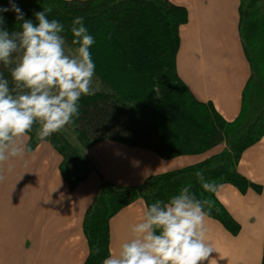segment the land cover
<instances>
[{"label":"trees","instance_id":"1","mask_svg":"<svg viewBox=\"0 0 264 264\" xmlns=\"http://www.w3.org/2000/svg\"><path fill=\"white\" fill-rule=\"evenodd\" d=\"M246 1L240 2L242 46L251 76L253 56H258L264 78V13L259 15V10L252 11L243 21ZM256 1L250 0L251 5L255 6ZM8 3L9 0H0V6ZM15 3L26 18H33L34 11L50 8L49 18L64 25L63 35L68 41L72 20L83 16L95 38L91 52L99 88H95L94 94L80 98L79 113L71 124L46 138L37 135L38 125L35 124L27 133L30 137L28 152L47 141L62 155L59 169L70 190H75L94 172L87 151L105 140L148 149L165 160L199 155L226 145L215 157L149 177L140 186H117L102 181L84 220V233L90 247L84 264H102L109 254L110 220L121 210L138 200L146 205L157 199L167 200L189 183L198 198L211 200L208 217L237 235L240 225L219 202L217 191L205 192L194 172L201 169L206 178L220 185H234L242 192L252 186L239 174L237 165L242 153L264 137L263 78L256 82L255 118L242 125L239 123L252 80L250 76L243 93L241 114L234 122H228L212 104L198 100L178 74L180 28L189 21L185 7L169 0H15ZM3 15L5 27L18 29L14 13L9 11ZM0 70L7 76V70ZM67 127L74 130L77 142L68 138Z\"/></svg>","mask_w":264,"mask_h":264},{"label":"crops","instance_id":"2","mask_svg":"<svg viewBox=\"0 0 264 264\" xmlns=\"http://www.w3.org/2000/svg\"><path fill=\"white\" fill-rule=\"evenodd\" d=\"M169 1L189 14L180 28L179 76L198 100L234 122L251 76L240 35L241 0ZM29 139L26 134L22 143ZM225 149L223 144L203 154L165 160L154 151L105 140L88 149L94 172L75 190L61 175L62 155L47 141L0 161V264H84L90 253L84 220L102 181L140 186L149 177L197 165ZM237 171L252 186L242 192L224 183L216 196L240 232L234 235L206 217V239L215 249L211 264L263 262L264 137L242 153ZM145 207L139 200L110 220L113 252L129 237Z\"/></svg>","mask_w":264,"mask_h":264},{"label":"clouds","instance_id":"3","mask_svg":"<svg viewBox=\"0 0 264 264\" xmlns=\"http://www.w3.org/2000/svg\"><path fill=\"white\" fill-rule=\"evenodd\" d=\"M11 11L18 29L4 26V13ZM50 8L32 17L9 0L0 6V161L18 157L27 145L22 138L38 125L40 138L69 124L79 113L82 96L95 93L96 64L91 47L94 36L83 16L72 20L71 40L64 25L49 18ZM205 192L222 185L194 172ZM191 183L167 200L147 204L142 218L130 226V235L102 264H211L215 249L206 239L205 220L211 200L198 198ZM219 264V261H217Z\"/></svg>","mask_w":264,"mask_h":264},{"label":"rangeland","instance_id":"4","mask_svg":"<svg viewBox=\"0 0 264 264\" xmlns=\"http://www.w3.org/2000/svg\"><path fill=\"white\" fill-rule=\"evenodd\" d=\"M256 10H259V15L264 13V0H257L255 6L251 5L250 0L246 1V3L243 6L242 20L243 21L247 20V17L252 13V11H256ZM252 61H253L254 71H253V74L251 76L252 80L249 82V88L247 90V101H246V105H245V109H244L243 115L241 117V121L239 122L240 125L245 124V122H247L250 118L251 119L255 118V115H256V113H255L256 101L258 100V98L256 97V93H257V91H256V89H257L256 82L257 83L260 82L262 80V78H263L261 76L262 75V66H261L259 57L258 56H256V57L253 56ZM263 80H264V78H263ZM93 86H94V88H97V89L99 88V80L97 79L96 76H95V80H94ZM249 104L253 108H251ZM67 130H68L67 133L66 132L65 133H66V135H68V138L70 140H75L77 142L78 138H77V135L75 134L74 130H72V129L68 128V127H67Z\"/></svg>","mask_w":264,"mask_h":264}]
</instances>
